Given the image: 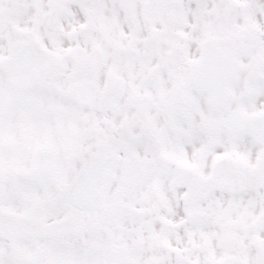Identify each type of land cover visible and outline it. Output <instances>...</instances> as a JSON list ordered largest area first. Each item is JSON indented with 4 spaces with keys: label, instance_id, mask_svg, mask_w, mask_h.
Listing matches in <instances>:
<instances>
[{
    "label": "snow or ice",
    "instance_id": "6c2138e0",
    "mask_svg": "<svg viewBox=\"0 0 264 264\" xmlns=\"http://www.w3.org/2000/svg\"><path fill=\"white\" fill-rule=\"evenodd\" d=\"M0 264H264V0H0Z\"/></svg>",
    "mask_w": 264,
    "mask_h": 264
}]
</instances>
